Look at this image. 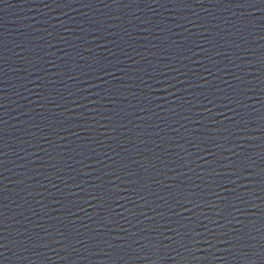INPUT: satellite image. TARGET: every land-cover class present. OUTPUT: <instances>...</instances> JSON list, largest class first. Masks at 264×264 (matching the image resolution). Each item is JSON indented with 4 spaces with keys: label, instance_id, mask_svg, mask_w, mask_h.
<instances>
[{
    "label": "water",
    "instance_id": "water-1",
    "mask_svg": "<svg viewBox=\"0 0 264 264\" xmlns=\"http://www.w3.org/2000/svg\"><path fill=\"white\" fill-rule=\"evenodd\" d=\"M0 264H264V0H0Z\"/></svg>",
    "mask_w": 264,
    "mask_h": 264
}]
</instances>
